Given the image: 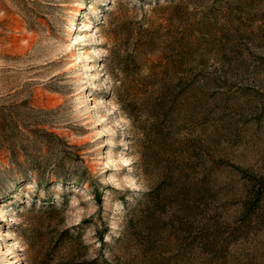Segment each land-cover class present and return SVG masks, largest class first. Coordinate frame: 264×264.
<instances>
[{"label":"rangeland","instance_id":"obj_1","mask_svg":"<svg viewBox=\"0 0 264 264\" xmlns=\"http://www.w3.org/2000/svg\"><path fill=\"white\" fill-rule=\"evenodd\" d=\"M168 47L206 103L210 191L144 226L162 155L123 109ZM92 262L264 264V0H0V264Z\"/></svg>","mask_w":264,"mask_h":264},{"label":"trees","instance_id":"obj_2","mask_svg":"<svg viewBox=\"0 0 264 264\" xmlns=\"http://www.w3.org/2000/svg\"><path fill=\"white\" fill-rule=\"evenodd\" d=\"M141 48L148 56L155 52L153 47ZM182 60V47H168L159 66H144L134 73L130 107L123 109L125 117L145 134L148 145L158 147L162 155L163 187L146 195L152 199L144 205V226L164 224L173 216L183 218L181 224L192 222L210 191L206 178L212 172V160L202 156L213 144L205 133L207 124L201 126L209 117L195 75L191 77Z\"/></svg>","mask_w":264,"mask_h":264}]
</instances>
